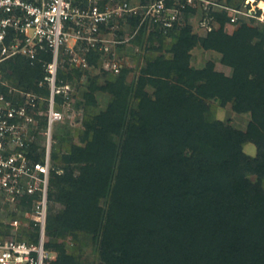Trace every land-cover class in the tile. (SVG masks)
Returning a JSON list of instances; mask_svg holds the SVG:
<instances>
[{
  "label": "trees",
  "instance_id": "trees-1",
  "mask_svg": "<svg viewBox=\"0 0 264 264\" xmlns=\"http://www.w3.org/2000/svg\"><path fill=\"white\" fill-rule=\"evenodd\" d=\"M229 12L216 13L221 26L206 36L189 24L157 21L161 30L150 35L151 48L165 47L171 56L149 61L136 80L126 70L103 69V54L89 47L93 71H75L79 79L87 76L86 108L97 103L99 91L111 99L103 112L87 113L78 143L52 149L48 200L64 209H48L44 264H77L67 238L80 232L94 236L96 264H264V29L243 19L232 23ZM142 17L132 18L133 25ZM239 23L232 33L225 30ZM196 46L220 52L231 74L212 61L192 66ZM44 60L8 59L4 79L47 98L49 87L36 84L46 77ZM58 76L73 79L60 70ZM207 99L250 113L247 128L218 119ZM246 143L257 146V155L244 152ZM29 151L43 161L41 142H30ZM19 206L31 208V200ZM37 230L30 242L38 241Z\"/></svg>",
  "mask_w": 264,
  "mask_h": 264
},
{
  "label": "built area",
  "instance_id": "built-area-1",
  "mask_svg": "<svg viewBox=\"0 0 264 264\" xmlns=\"http://www.w3.org/2000/svg\"><path fill=\"white\" fill-rule=\"evenodd\" d=\"M114 1L107 0L105 5L97 2L84 5L82 0H0V201L18 207L31 200L33 212L28 216L38 227L37 242L0 233V264H44L49 256L45 238L51 132L54 123L62 118L57 107L58 96L65 93L69 97L70 88L69 82L58 76L62 49L67 47L72 51L77 42L97 46L102 42L103 30L113 25V19L125 13H138L127 1L117 4ZM258 8L259 11L252 7L251 0H246L243 8L225 6L232 23L252 17L264 21V13H260V9L263 12L264 9L260 5ZM148 12L166 27H172L179 16L177 9L169 7L164 0L153 3ZM142 15L145 17L144 13ZM45 53L51 55L50 60L43 58ZM17 55L27 57L32 63L45 59L47 74L40 85L46 82L50 95L45 98L48 140L43 161H35L29 151L35 121L31 111L40 96L10 85L3 76L2 64ZM82 58L86 61V54L79 59ZM111 68L116 72L121 70L117 62H112ZM9 222L16 228L22 224L17 216Z\"/></svg>",
  "mask_w": 264,
  "mask_h": 264
},
{
  "label": "rangeland",
  "instance_id": "rangeland-1",
  "mask_svg": "<svg viewBox=\"0 0 264 264\" xmlns=\"http://www.w3.org/2000/svg\"><path fill=\"white\" fill-rule=\"evenodd\" d=\"M119 1H127L130 6L138 10V14L141 13L142 15L144 13L145 17H142L140 24L137 26H134L132 22V18L138 15L137 13H125L123 16L116 17L113 19V25L103 30L101 36L102 42L97 46H93V48L103 54L101 64L103 69L117 74L118 72L111 68L112 62H117L121 69L120 71L126 70L128 72V80L132 81L134 79L136 80L137 76L142 69L146 67L149 61L166 53V49L165 47L161 50L151 48L152 38H150V35L161 30V27L152 13H149L148 11L149 7L158 0H115L114 2L117 4ZM168 1L169 4L167 3ZM245 1L246 0H164L169 7L177 9L179 12L176 22L179 25L189 24L193 33L199 36H206L210 31L220 28L221 23L217 19L216 13L221 14L224 12L225 6L229 5L232 7L243 8ZM82 2L84 5H89L90 3L95 2L100 5H105L107 0H82ZM251 3L252 7H256L259 11L258 6L261 1L258 2L257 0H251ZM262 9L264 8L262 7ZM260 11V13H264L263 10L260 9ZM146 18L149 19L148 30L146 35H142L140 28ZM243 20L244 23L264 29V21L258 20L259 23H254L251 22L250 19ZM241 23L226 24L225 30L232 33ZM141 37L143 43H140L139 41ZM88 52L89 47L81 42H77L72 51L67 47L62 49L60 71L70 73V75L73 76V79H68L67 76H65L70 84L68 90L69 97H66L65 93L59 95V103H57V107L62 112V118L55 122L52 127L51 152L52 149L58 151L60 146L63 147V145L65 146L69 142L78 143L86 128L85 120L87 113L92 116L96 113H101L107 108L110 102L111 94L99 91L96 94L97 103L87 106L86 108L82 93L84 89H86L85 83L87 82V76L85 74L79 79L75 71L80 70L85 72L87 69L93 71L92 66L89 65L88 56H86V61L83 58L79 59ZM166 54L167 57L171 56L169 53ZM221 57L222 54L214 49H206L202 46H196L191 50V65L196 68H203L209 61H212L214 62L217 71L230 75L232 68L224 63ZM85 62H87V64H84ZM80 63L83 64L80 65ZM96 71L98 72V70H95V72ZM173 81H176V79H173ZM36 84H38L39 87H43L40 85L39 81H36ZM44 85H47V83L45 82ZM22 89L25 90V87ZM147 89L150 91V94L154 96L156 83H148ZM37 94L41 96L37 98V103L31 111L35 117V121L32 123V138L33 141L38 140L41 142V152L44 153L48 134L42 120L47 117V104L43 94ZM207 101L213 106L214 114L218 119H221L226 124H229L236 129L245 130L247 128L251 119L250 113L236 112L233 109L231 102L225 106H218L217 102L214 100L207 99ZM243 150L251 156L257 155L258 152L257 146L254 143L244 144ZM104 202L105 198H102L101 203L103 204ZM49 207H52L55 212H62L64 209L62 203L53 201L49 203L48 209ZM32 210L33 206L24 210L21 206L15 207L0 201V233L5 236L9 235L8 237L30 241L32 238L30 233L34 231V224H32L33 221L30 218V216H32ZM14 216L21 218L22 224L19 228H22V232H17L19 228L10 225L9 221ZM93 237L94 236L91 234L80 232L77 234H70L67 238L68 252L77 258V264H96L100 262L97 253L94 251ZM56 255L57 253L53 252L50 259H54Z\"/></svg>",
  "mask_w": 264,
  "mask_h": 264
},
{
  "label": "bare ground",
  "instance_id": "bare-ground-1",
  "mask_svg": "<svg viewBox=\"0 0 264 264\" xmlns=\"http://www.w3.org/2000/svg\"><path fill=\"white\" fill-rule=\"evenodd\" d=\"M260 1H261V3H259V4L261 5V7L264 8V0H260Z\"/></svg>",
  "mask_w": 264,
  "mask_h": 264
}]
</instances>
